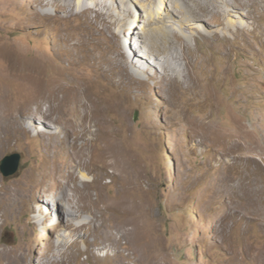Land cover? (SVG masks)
Wrapping results in <instances>:
<instances>
[{
    "label": "rangeland",
    "instance_id": "1",
    "mask_svg": "<svg viewBox=\"0 0 264 264\" xmlns=\"http://www.w3.org/2000/svg\"><path fill=\"white\" fill-rule=\"evenodd\" d=\"M135 1L127 0L140 27L148 13ZM139 1L148 12L157 4ZM237 2L227 17L213 2L210 13L198 8L185 22L191 37L170 38L180 60L167 61L144 58L129 25L108 29L94 0H0V88L10 104L31 102L22 89L29 74L62 86L60 95L84 93L104 113L98 132L90 124L77 137L80 121L63 122L75 103L59 114L61 130L21 108L17 120L61 132L50 146L19 129L0 151V162L19 153V166L7 176L0 168V188L53 163L66 173L74 146L86 142L99 150L114 141L118 153L80 169L63 203L42 199L59 194L52 176L24 203L0 202V264H264V0ZM114 5L123 15L122 0ZM233 22L240 33L220 32Z\"/></svg>",
    "mask_w": 264,
    "mask_h": 264
},
{
    "label": "bare ground",
    "instance_id": "2",
    "mask_svg": "<svg viewBox=\"0 0 264 264\" xmlns=\"http://www.w3.org/2000/svg\"><path fill=\"white\" fill-rule=\"evenodd\" d=\"M218 1H220L221 5L215 4L216 2L214 3V0H182L183 3H181L180 0H157V4H156L155 9L152 8L153 10H149V12H148L146 5L141 3V1H139V0H136L135 2H137L138 4H141L139 6L141 8H143L145 12L148 13V15H145V17L141 19L143 21V24L139 27L138 26L139 24L137 25V20L135 19L137 14H139V12H138L139 10H137L135 7L129 5L127 0H122L123 11L121 14H123V15H119V16L114 13V10H115L114 0H105L103 3H99L98 0H94L95 7H98V6L100 7L98 9H96L97 11L106 9V11L104 13H102L101 15L104 16V19L106 20L105 21L106 26L108 29L114 28V26H116L119 23L122 26L129 25L131 28L129 34H131L133 36L136 33L140 34V36L137 38V40L143 41V46H144L145 51H146V53L143 55L144 58H150L149 55L147 54V52H151L153 55L156 56V58H160V59L162 58V59H165L167 61L172 60V59L178 60V61L180 60L178 54H176L175 51H173V49H177L178 45L174 44L170 40V38L176 37V36L179 37L182 34L184 36H186L187 38L191 37L190 35L184 33V31L186 29L185 22H187V24L188 23L191 24V21L192 20L194 21V15L199 13L198 8H199V10L201 9V10L208 12V13L212 12L214 7L215 8L217 7L218 9L221 8L220 11L223 12L224 17H227V16H230L231 11L233 10L231 8V4L229 2H233V4H234V2H236L238 4L237 0H218ZM169 2L171 3L170 5L172 6V9H171V7L169 8V5H168ZM212 2L214 5L213 8L211 5ZM240 5L241 6H247V4H243V3H240ZM173 10H175L176 13ZM178 11L180 13H177ZM205 12H203V13H205ZM243 14L246 15L245 12H243ZM155 19L157 20L159 25H158V27H155L156 29H153V31L150 30L151 31V33H150L147 29V25L150 22L154 21ZM166 20L167 21H173L174 23H177L178 29H176L173 26V25H175L174 23L169 24L166 22ZM236 24H237V22H233L231 26H230V24H228L226 26V28L221 29L220 32L224 33L225 31H228L229 28H232L235 30L236 33H240L239 27H237ZM155 26H156V24H155ZM169 26H173V28L172 29L168 28ZM190 27L191 28H197L194 25H191ZM180 31L182 32V34L180 33ZM199 31L202 32L203 30H201L200 28L199 29L197 28V29L193 30L191 33L195 34L196 32H199ZM215 32L216 31H209L207 34L209 36H214L217 33V32L216 33ZM154 33H155V35H154ZM152 35H154V38ZM161 40L163 41V45H161V43H160V45H158L156 42L159 43ZM178 41L180 42V40H178ZM175 42H177V41H175ZM157 46H159V47H157ZM169 47L172 49L168 50ZM153 51H156L157 53H154ZM165 52H166V54H165ZM162 68L165 69V70L164 69H162V70L166 71L167 68L168 69L172 68V66L170 65V67H169V65L165 64V66ZM172 69L174 71L178 72V74H180V72H181V71H179L178 67H173ZM26 78L30 79L31 76H29V74H28L27 76H25L23 78L22 89L26 90V92H29L31 94L30 101L33 102V104H31V102H27L24 106H22L23 104H20L18 106H15L14 104L12 105L9 102L10 94H8V92L5 89H3L4 87L0 88V151L2 149L6 148L7 146L11 145L12 143L15 142V140L18 139L19 134H20L19 129H23V130H25V132H27V131L30 132V128H32L34 130V132L32 133L33 137H44L47 140L46 144H48L50 146L53 145V143L50 141V139L56 138L55 137L56 134L60 133L61 131H54V129H52L49 134L45 135L43 133V131L41 129H39V127H37V125L34 126L35 125L34 124L33 125L34 128H33V126L31 127L28 124L29 122L26 119L31 117L32 112H35V113L37 112L39 114V119L45 121L48 124L54 125V123H55V128H56L55 130H61V128L63 126V124H62L63 122L67 123L70 121H80L79 132L78 133L76 132L77 137H79L82 134V130L90 124H93L96 126V128H95L96 132L99 131V128L104 123V120H102L103 116H101V115H104L103 110L101 108H98L94 102L85 98L84 93L80 92L75 96H71V95H69V93L64 92L62 95H60L61 92L63 91L62 86L56 85V84L48 85L46 82H43L41 79H37L36 81H32V80H25ZM8 87H10V86H8ZM71 103H75L77 105V109L73 113L71 111H68V112L72 113L73 117L65 119L66 122H65V120L63 122L62 121L60 122L59 120L61 119L62 115H59V114L63 112L64 106L70 105ZM33 105H35V106H33ZM44 105H45V107H44ZM70 106L74 107V105H70ZM21 108H23L25 111V114H26L25 120H17V118H16L17 111H19ZM66 114H67V112H66ZM51 121H53V122H51ZM81 137H83V136H81ZM35 141H36L35 138L31 140V142H35ZM76 142H77V140L76 141L74 140V145L76 144ZM109 142H110V140H109ZM109 142L107 144L103 145L102 148L99 150H94V149L90 148L88 146L87 142L81 146H78V145L74 146L72 153L69 156L70 162H69L68 169H67L66 173H63V171H61L60 167L56 163H53L51 166L41 167L38 169V171H31V170L27 169L17 181L12 183L11 185H8L4 189L0 188V202L2 203L3 200H11L12 202H15V201H18L19 199H21L20 201H22L24 203V200H27L29 198V193H31L32 191H35L37 189L38 185H41V187H43V186L45 187V185H48L46 180H45V176H52L49 185H53V186L59 188V191L57 190V192L59 194L55 195L56 190H54L53 191L54 196L52 198L50 196H45V197L42 196V199H44V200L48 199L49 201L57 202L58 204L63 203L64 202V196L70 188L73 187V189L78 190L77 189L78 187L72 185L71 182L75 181L77 179V177H79L78 171L80 169L89 170L90 169V165H89L90 163H94L96 161L97 162L102 161V159H104V161H105L108 157H113V156L115 157L118 154L117 149H116V145L114 144V141L110 142V143ZM242 143H241V145H243ZM245 143H247V141ZM251 145H252V143H251ZM237 146L241 147L240 144ZM234 147H236V146L234 145L232 148H234ZM248 148H250V147H248ZM261 151H262V149H261ZM257 152H259V151H257ZM83 175L86 176L85 174H83ZM87 185H88L87 181L86 182L84 181L82 183V187H87ZM40 190H39V192H40ZM45 190H46V188H45ZM260 193H263V191L260 190ZM71 199L73 202L78 203L76 201V198L74 197V195L71 196ZM17 204H18V202H17ZM9 206H10V204H9ZM67 213H68L69 217H72V218L77 217V216L75 217V215H76L75 210L68 209V211H67V209H66V214ZM262 263H264V262H262Z\"/></svg>",
    "mask_w": 264,
    "mask_h": 264
},
{
    "label": "water",
    "instance_id": "3",
    "mask_svg": "<svg viewBox=\"0 0 264 264\" xmlns=\"http://www.w3.org/2000/svg\"><path fill=\"white\" fill-rule=\"evenodd\" d=\"M19 153H12L4 156L0 162V168L4 175H11L15 173L19 166Z\"/></svg>",
    "mask_w": 264,
    "mask_h": 264
}]
</instances>
